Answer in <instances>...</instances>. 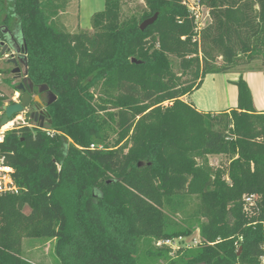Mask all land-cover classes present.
<instances>
[{
  "label": "trees",
  "instance_id": "obj_1",
  "mask_svg": "<svg viewBox=\"0 0 264 264\" xmlns=\"http://www.w3.org/2000/svg\"><path fill=\"white\" fill-rule=\"evenodd\" d=\"M69 2L0 0V41L8 43L7 30L24 52L31 94L47 85L57 97L46 107L53 135L29 111L0 145L19 189L0 196V264H33L23 258L27 238L57 240L60 264H140L143 239L194 234L164 213L185 195L201 199V242L176 259L168 247L150 255L167 264H262L264 113L243 77L230 112H200L184 98L208 75L264 59V0H200L209 13L201 30L183 0H144L129 19L122 0H106L94 33L75 34L59 22ZM100 85L103 104L93 92ZM215 155L230 164L211 167ZM246 196L259 197L255 214Z\"/></svg>",
  "mask_w": 264,
  "mask_h": 264
},
{
  "label": "rangeland",
  "instance_id": "obj_2",
  "mask_svg": "<svg viewBox=\"0 0 264 264\" xmlns=\"http://www.w3.org/2000/svg\"><path fill=\"white\" fill-rule=\"evenodd\" d=\"M146 7L144 0H122V19H129L134 15L141 13ZM104 10V9H103ZM101 12V11H100ZM207 9H201V18L202 23H208L209 18L207 16ZM61 23L67 25V31L75 33L81 32H90L94 33L92 29V24L83 22V26L76 27L77 21L70 19L69 17H63ZM79 22V20H78ZM173 69L176 73H180L179 69V60L172 57ZM219 62L222 63V60L219 59ZM20 68V67H19ZM16 67L11 64L10 59L2 56L0 53V78L4 83L2 84V89L9 98L16 97V84L20 82V78L13 74V71ZM231 77H243L248 83L249 87L252 86L256 89V76L258 74H264V59L259 58L254 60L251 63H243L237 68L233 69L230 73ZM227 74H218L219 77L223 78ZM215 80L212 86L218 88V81ZM239 80V79H238ZM6 81V82H5ZM211 85V84H210ZM215 88V89H216ZM214 89V90H215ZM238 89V88H237ZM251 89V88H250ZM106 88L100 85L98 88H94L93 92L95 97L98 100V103L103 104L101 100L107 99ZM185 101L189 102V96L184 98ZM221 103V102H220ZM169 103H165L164 106H168ZM255 107V104H254ZM256 109V108H255ZM257 111V110H256ZM258 112V111H257ZM261 113V112H260ZM22 116V114H21ZM22 119L26 120V117L23 115ZM22 122L18 119L13 121L14 126L21 125ZM116 139V135H111V141ZM231 157L227 155H215L209 156L208 162L209 165L215 169L226 168L230 162ZM227 181L229 178L226 176ZM30 207L25 208L26 213H30ZM255 211H250L251 214H255ZM164 213L167 216L168 220L174 227L178 228H189V226L195 227V232L190 237H185L182 239H177L173 242V245L168 247L170 248L169 257L171 259H176L177 254L180 250H185L188 248H195L200 242V232L198 226L201 222L204 221L202 216L201 209V199L194 195H185L183 197L176 198L171 201L164 209ZM56 245L57 240L55 239H41V238H27L23 240V258L33 264H60L59 258L56 254ZM159 248L157 243L149 238H145L141 242L142 253L140 255V264H167V262L161 257L150 255L148 251L158 252ZM264 264V261H262Z\"/></svg>",
  "mask_w": 264,
  "mask_h": 264
},
{
  "label": "crops",
  "instance_id": "obj_3",
  "mask_svg": "<svg viewBox=\"0 0 264 264\" xmlns=\"http://www.w3.org/2000/svg\"><path fill=\"white\" fill-rule=\"evenodd\" d=\"M105 3L106 0H70L66 10L60 14L59 22L63 17H69L77 21L76 27L83 26L85 21L91 23L93 15L105 9ZM61 25L67 31V25L64 22ZM256 78V89L252 86L250 88L256 110L264 113V74H258ZM217 79H220L218 88L212 86ZM238 79L230 74L224 75L223 78L218 74L208 75L202 87L189 96V102L200 112H230L238 103V89L235 85Z\"/></svg>",
  "mask_w": 264,
  "mask_h": 264
},
{
  "label": "built area",
  "instance_id": "obj_4",
  "mask_svg": "<svg viewBox=\"0 0 264 264\" xmlns=\"http://www.w3.org/2000/svg\"><path fill=\"white\" fill-rule=\"evenodd\" d=\"M183 4L185 6H187L190 13L193 14V16L195 17L197 29L201 30L206 25V23H202V18H201V9H205V7H203L200 4V0H183ZM207 16L209 18V13H207ZM1 43L7 44V42L0 41V53L2 56H5L6 58H8L10 60L25 56V54H24V52H22V50L20 53H17L13 50L7 51L6 53H4L3 52L4 46H2ZM19 67L21 69V75H22L21 76L22 78L19 79L21 81V80H23L24 76H23V70H22L21 65H19ZM3 83H4V81H2V79L0 78V99H2L4 97H8L7 95H5V93L1 87ZM19 83H17L16 86ZM15 91H16V97L12 98V99L8 97V99L3 102V105L0 108V124H1V121L4 117V115H5L4 108L6 106H9V105L21 103L22 94L19 91H17V89ZM29 111L32 114L31 109H25L24 112L22 113V116L23 115L25 116ZM42 111H43L44 115L46 116V118L48 119V117L46 115V107ZM22 116H21V114L17 115L13 119H11V121L7 125H5L3 127L0 126V145L3 143L4 138H5L7 133H9L13 129L18 128L20 126V125L19 126L13 125V121L15 119L16 120L18 119V121H21L22 122L21 125L25 124V119H22ZM36 124H38V123H36ZM29 126L31 127L32 125H29ZM40 129L47 132L49 135L54 134L51 131V129H48V130L45 128H40ZM91 148H95V147L92 145ZM18 192H19V189L13 180V169L6 164V158L1 154V149H0V196L5 195V194H18ZM258 198H259L258 196H246L244 198V201L246 203V211L247 212L252 211L253 208L256 207L257 202H258L257 201ZM179 239H182V238H179ZM175 240H177V239H175ZM175 240L158 241L157 245H158V247H170L173 245V242ZM263 249H264V246H263ZM262 261H264V256L262 257Z\"/></svg>",
  "mask_w": 264,
  "mask_h": 264
},
{
  "label": "water",
  "instance_id": "obj_5",
  "mask_svg": "<svg viewBox=\"0 0 264 264\" xmlns=\"http://www.w3.org/2000/svg\"><path fill=\"white\" fill-rule=\"evenodd\" d=\"M157 19H158V14L143 22L141 25V30L145 31L149 26L153 25L157 21ZM4 33L8 36L9 40L7 44L1 43V45L4 46L3 52L6 53L7 51L13 50L17 53H20L21 47L14 40L11 33L7 30ZM10 62L16 67L13 73L16 74L18 77L22 76L19 65H21L22 67L24 78L22 82H20L16 86L17 91H19L22 94V97H21V103L9 105L4 108L5 115L1 121L0 126L3 127L7 125L11 121V119H13L17 115L22 114L25 109H31L32 110L31 118L34 120V122L38 123L40 128H45L47 130L51 129L52 120L47 119L42 110L45 107H48L53 103H55L57 97L53 93L49 92V88L47 85H44L40 90L41 93L48 92V98L46 104L43 103L40 96L33 97L31 92L34 91V85L27 77L28 63L26 56L19 57L17 59H11ZM240 252L241 249L238 254H240Z\"/></svg>",
  "mask_w": 264,
  "mask_h": 264
},
{
  "label": "flooded vegetation",
  "instance_id": "obj_6",
  "mask_svg": "<svg viewBox=\"0 0 264 264\" xmlns=\"http://www.w3.org/2000/svg\"><path fill=\"white\" fill-rule=\"evenodd\" d=\"M19 78H20V76H19ZM20 82H22V80ZM39 96H40L41 100L43 101V103L46 104L47 98H48V92H44V93L39 92Z\"/></svg>",
  "mask_w": 264,
  "mask_h": 264
}]
</instances>
